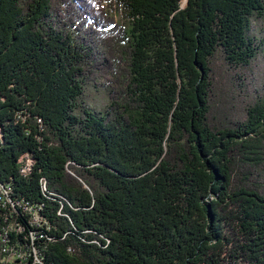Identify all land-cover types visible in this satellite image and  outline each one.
Returning <instances> with one entry per match:
<instances>
[{
	"label": "trees",
	"instance_id": "obj_1",
	"mask_svg": "<svg viewBox=\"0 0 264 264\" xmlns=\"http://www.w3.org/2000/svg\"><path fill=\"white\" fill-rule=\"evenodd\" d=\"M262 17L264 0H0V259L264 264V82L242 118L212 117L216 58L248 76Z\"/></svg>",
	"mask_w": 264,
	"mask_h": 264
},
{
	"label": "rangeland",
	"instance_id": "obj_2",
	"mask_svg": "<svg viewBox=\"0 0 264 264\" xmlns=\"http://www.w3.org/2000/svg\"><path fill=\"white\" fill-rule=\"evenodd\" d=\"M253 28L264 42V17L254 19ZM214 68L215 95L212 117L214 120L242 118L247 105V95L252 94L254 88H258L264 82V46L250 71L247 72L248 76L241 73V77H236V73L239 72L237 68L228 71V66L220 56L216 58ZM105 99L103 98L104 101ZM2 241L6 242L4 239ZM3 247L6 245L3 244Z\"/></svg>",
	"mask_w": 264,
	"mask_h": 264
},
{
	"label": "built area",
	"instance_id": "obj_3",
	"mask_svg": "<svg viewBox=\"0 0 264 264\" xmlns=\"http://www.w3.org/2000/svg\"><path fill=\"white\" fill-rule=\"evenodd\" d=\"M26 156L28 157V154H26ZM32 165H33L32 159H30V158L28 159L27 158V165L25 166L24 169L25 170H29ZM5 193H9L8 186H6L3 183H0V204L2 205L3 208L9 207V201H5ZM8 218H9V215H6L5 220L7 221ZM1 237H2V239H9L7 231H5L4 235H2ZM2 239H1V241H2ZM5 248L6 247H3L4 251H5ZM8 254H9V252H8ZM8 254L7 255L3 254L2 259H0V262H1L0 264H2V263L3 264H11V262L13 261L12 259L18 258V257L15 258L13 256H10V259H9V255ZM17 264H19V263H17Z\"/></svg>",
	"mask_w": 264,
	"mask_h": 264
},
{
	"label": "bare ground",
	"instance_id": "obj_4",
	"mask_svg": "<svg viewBox=\"0 0 264 264\" xmlns=\"http://www.w3.org/2000/svg\"><path fill=\"white\" fill-rule=\"evenodd\" d=\"M5 194H7V193H5ZM7 201V200H6Z\"/></svg>",
	"mask_w": 264,
	"mask_h": 264
}]
</instances>
